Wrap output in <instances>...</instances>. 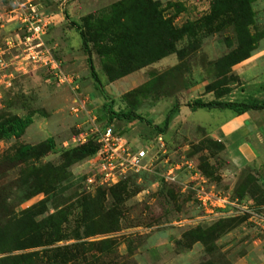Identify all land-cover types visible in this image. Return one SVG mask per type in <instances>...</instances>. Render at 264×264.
Returning a JSON list of instances; mask_svg holds the SVG:
<instances>
[{"label": "rangeland", "instance_id": "1", "mask_svg": "<svg viewBox=\"0 0 264 264\" xmlns=\"http://www.w3.org/2000/svg\"><path fill=\"white\" fill-rule=\"evenodd\" d=\"M62 1L0 0V57L10 59L23 49L24 31L14 19L20 5L31 3L51 14L59 10L69 19L65 7H56ZM133 1L138 16L133 9L129 15L123 11L131 0H84L77 27L70 22L61 31L78 46L80 36L71 28L86 33L100 89L91 73L72 74L70 87L55 83L47 69L32 62L0 69V122L28 115L34 121L20 138L0 139L1 238L14 235L9 217L22 221L21 214L33 210L41 213L38 220L52 248L65 255L60 264H264V110H248L256 112L252 135L259 155L241 170L234 168L224 144L199 126H214L222 113L228 119L234 112H184L198 100L237 103L243 109L264 101V7L246 0L237 16L224 0H200L205 7L170 1L160 8L168 27L152 34L141 23L147 2ZM113 18L116 24H110ZM119 21L129 24L126 33H134L127 46L105 40L119 31ZM167 30L168 41H162L158 35ZM59 31L54 24L49 27L45 39L50 46V37L59 39ZM106 46L112 47L110 55ZM52 53L60 61L58 50L52 47ZM61 68L69 72L63 63ZM118 111L139 118L111 119ZM111 124L125 129L135 143L162 129L171 161H191L208 186L236 207L221 218L208 217L185 175L170 184L150 169L88 189L89 158L70 160L69 155L84 145L81 137L88 143L96 127ZM50 137L52 149L44 144ZM23 145L41 147L21 158ZM42 249L5 251L0 259ZM38 264L55 263L42 258Z\"/></svg>", "mask_w": 264, "mask_h": 264}, {"label": "built area", "instance_id": "2", "mask_svg": "<svg viewBox=\"0 0 264 264\" xmlns=\"http://www.w3.org/2000/svg\"><path fill=\"white\" fill-rule=\"evenodd\" d=\"M15 12L14 19L20 21L24 31L23 40L19 43L23 49L20 54L13 55L14 59L0 57V69L27 67L32 62L47 69L57 84L72 87V74L63 71L61 63L54 57L45 39L49 27L53 24L52 17L31 3L20 5ZM8 44L10 45V42ZM73 110L76 111L75 108ZM90 136L99 147L98 152L89 158L92 173L85 181L88 189L113 185L131 172L150 169L170 184L180 182V175H185L188 178L187 187L191 184L197 205L208 217L221 218L229 208L236 207L230 197L208 186L205 177L191 161L173 163L163 134L135 143L122 128L111 124L104 128L96 127ZM86 138L81 137L82 144L87 143ZM242 209L245 210L244 207Z\"/></svg>", "mask_w": 264, "mask_h": 264}, {"label": "trees", "instance_id": "3", "mask_svg": "<svg viewBox=\"0 0 264 264\" xmlns=\"http://www.w3.org/2000/svg\"><path fill=\"white\" fill-rule=\"evenodd\" d=\"M133 2L132 5H125L123 7V11L126 12L128 15L132 11L133 7L137 6L136 3ZM137 1V0H136ZM147 2L146 12L142 16V26L147 28L148 31H151L152 34L155 33L157 30H159L162 27H168L167 24L164 21V18L161 16V2L154 1V0H145ZM224 2L229 5L232 8V12H234L237 16H239L244 11L245 4L249 3L246 0H224ZM170 4V3H169ZM136 8L133 9V12ZM136 16L139 15L137 11L134 12ZM132 18V17H131ZM116 24V22L113 20L110 22ZM71 25L73 27H77L76 23L74 21L71 22ZM127 22L119 21V31L111 34L109 38L105 40H109L110 44L112 45H118L119 43H125L127 46L128 43L131 42L132 35L134 33L127 32L129 30ZM78 31V30H77ZM169 31H163L161 35H158V38L162 41H168ZM79 32V31H78ZM122 32V33H121ZM80 37L82 39V49L87 57V63L88 67L91 73L92 78L95 80V82L98 84L97 89H100L101 87V81L97 75V72L95 70L94 60L92 58V51L89 47V39L87 38V35L85 32L81 31L79 32ZM168 35V36H167ZM162 37V38H160ZM95 40V39H94ZM108 41V42H109ZM165 42V43H166ZM244 45L242 44V48ZM115 48V47H114ZM112 50V47L106 46L105 52L110 55V52ZM114 51V50H113ZM120 56H123L121 53H117ZM247 56L241 57L242 59H239L236 62H239L243 59H245ZM50 73V72H49ZM52 75L50 74V79ZM53 80V79H52ZM54 81V80H53ZM55 82V81H54ZM56 83V82H55ZM192 111H197L199 109H229L236 113L242 114L248 110H264V101L261 104H254L250 103L248 105L244 106V109L242 108V105L237 103H231V102H204L201 100L195 101L192 104L187 105ZM139 115L132 111H118V112H112L111 119L117 118L121 121H131L133 119L139 118ZM169 118L168 115L165 118V127L169 124ZM33 117L31 115H28L26 117H18L13 116L11 118H8L2 122H0V139L2 138H20L25 131L33 124ZM117 128L121 129L119 126H116ZM124 132H126L125 129L122 128ZM155 135L162 134V129L160 130L157 128L155 130ZM154 136V138L156 137ZM142 139V138H140ZM146 139H153V138H145ZM44 144H47L49 149H52L54 147V140L53 138H49L46 140ZM42 144V145H44ZM41 146H30V145H23L20 147L18 151V155L21 158H26L27 156L33 155V153L37 152L38 149ZM98 144L94 140V138H91L90 141L86 144H84L82 147L77 148L73 151H71L72 155H69L70 160L75 159L79 160L83 157L90 158L94 156L98 152ZM41 213H35L33 210L24 211V213L21 214V217H24L22 221L20 220V217L13 216L9 217V231L13 230L14 235H10V233H7V236H3L1 238L0 233V253L2 252H12V251H26V250H32L39 247H43L41 251L34 250L30 252H24L22 254L12 255V256H6L0 259V264H38V262L42 258H47V260L55 263L60 264L62 262V258L65 256L64 254H60L62 251L60 248L53 247L54 244L51 243L52 239L47 236L45 233V230L42 226L41 220H38V217ZM23 215V216H22ZM20 226H23L20 231L17 230ZM10 235V236H9ZM9 236V237H8ZM50 240V242L48 241ZM26 242V243H25ZM64 251L71 249L65 248Z\"/></svg>", "mask_w": 264, "mask_h": 264}, {"label": "crops", "instance_id": "4", "mask_svg": "<svg viewBox=\"0 0 264 264\" xmlns=\"http://www.w3.org/2000/svg\"><path fill=\"white\" fill-rule=\"evenodd\" d=\"M84 0H63L62 3H59L56 5V7H65L66 10H68V16L70 17L69 19H66L65 17L63 18V14L57 10L56 13L51 14L43 9H41L43 12L46 14L50 15L53 20V24L55 26L56 31H63L68 25V23L72 21H76L85 14V8L82 7ZM161 2L162 4H166L170 1L172 2H182V3H188L186 4L187 6H190L191 3H196L199 6L201 5L202 7L207 6L205 4V1H200V0H154ZM255 4L257 2H260L262 4V7H264V0H254ZM60 10H62L60 8ZM56 11V10H55ZM67 16V15H66ZM54 30V29H53ZM76 32L77 30L71 28V32ZM76 33L79 34L77 31ZM80 36V34H79ZM53 37H50V42L52 46H50L48 43L47 45L50 47L52 51L53 49H57L58 53V59H60V63H63V66L67 69V73L76 75L77 77H86L88 76L87 74H90L89 72L86 71L85 67H88L87 63V57L85 53L83 54V49H82V39L80 37V44L79 46L72 41L74 39L72 38V35L69 34L66 35L65 32L60 33L59 39H51ZM73 39V40H72ZM47 42V41H46ZM0 54H4L2 51H0ZM1 56V55H0ZM13 57V55H12ZM11 57V58H12ZM10 58V59H11ZM61 63V64H62ZM80 74V75H79ZM184 112H189L192 113L193 111L191 110H184ZM234 112V111H233ZM222 113V119L220 118V121L216 125L212 124H205V126H201L207 130L210 138L221 142L224 144L226 147V150L228 152L229 158L236 169H243L249 164L253 163L259 155V150L257 148L256 143L253 141V127L256 126L257 120H256V112L254 111H246L242 114L239 113H228V119L224 117ZM229 123V124H228Z\"/></svg>", "mask_w": 264, "mask_h": 264}]
</instances>
